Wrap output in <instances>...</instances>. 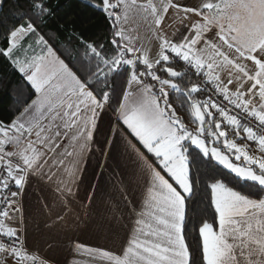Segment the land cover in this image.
I'll return each mask as SVG.
<instances>
[{
    "label": "snow or ice",
    "instance_id": "1",
    "mask_svg": "<svg viewBox=\"0 0 264 264\" xmlns=\"http://www.w3.org/2000/svg\"><path fill=\"white\" fill-rule=\"evenodd\" d=\"M81 2L0 0V264H264V0Z\"/></svg>",
    "mask_w": 264,
    "mask_h": 264
},
{
    "label": "trees",
    "instance_id": "2",
    "mask_svg": "<svg viewBox=\"0 0 264 264\" xmlns=\"http://www.w3.org/2000/svg\"><path fill=\"white\" fill-rule=\"evenodd\" d=\"M20 2L24 3V0ZM11 3L12 0H8L5 10L11 6ZM49 6L59 13L58 16L50 19L49 27H56L61 23L74 24L88 35H95L103 30L104 26L100 18H93L89 23L91 11L84 7L81 0H49ZM20 84L19 74L13 73L3 62H0V118H7L11 115L10 110L14 107V98L18 97L21 91ZM198 211L199 207H197ZM191 239L190 236V242Z\"/></svg>",
    "mask_w": 264,
    "mask_h": 264
},
{
    "label": "crops",
    "instance_id": "3",
    "mask_svg": "<svg viewBox=\"0 0 264 264\" xmlns=\"http://www.w3.org/2000/svg\"><path fill=\"white\" fill-rule=\"evenodd\" d=\"M79 238L87 245L92 247L111 248L113 247V241L108 234L99 226L87 225L79 233ZM82 259L87 260L85 256Z\"/></svg>",
    "mask_w": 264,
    "mask_h": 264
}]
</instances>
